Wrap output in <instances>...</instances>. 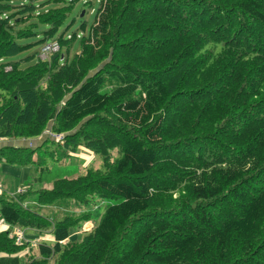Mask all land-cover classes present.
Segmentation results:
<instances>
[{
    "label": "trees",
    "instance_id": "obj_1",
    "mask_svg": "<svg viewBox=\"0 0 264 264\" xmlns=\"http://www.w3.org/2000/svg\"><path fill=\"white\" fill-rule=\"evenodd\" d=\"M38 1L0 0V137L50 122L63 140L1 147L0 163L38 181L83 146L101 166L0 194L1 221L54 237L0 231V264H264V0H99L72 54L71 23L57 32L74 0Z\"/></svg>",
    "mask_w": 264,
    "mask_h": 264
},
{
    "label": "rangeland",
    "instance_id": "obj_2",
    "mask_svg": "<svg viewBox=\"0 0 264 264\" xmlns=\"http://www.w3.org/2000/svg\"><path fill=\"white\" fill-rule=\"evenodd\" d=\"M45 0H40L36 2V13L37 11H42L45 10L46 8L55 5L54 2L50 1L45 4H40V2H44ZM69 0H61V4H66L68 3ZM99 5V0H74L73 1V7L71 8V11L68 13L66 18L64 19L63 24L61 27L58 29L57 36L64 30L66 26H68L70 23L71 25L68 27V29L65 32V38H67L68 35L72 36V33L76 32L80 36H82L81 30L79 29L80 25L84 22L86 25H90L91 22L93 21L94 18V10L98 8ZM71 49H70V54H72L74 51H76L78 47V38H75L74 41H72L71 44ZM36 50H38L36 48ZM64 50V47H62V51ZM62 56V55H61ZM110 60L108 57L104 62L99 64L97 68L94 70L100 68L103 64L107 63ZM93 70V71H94ZM91 71L90 73H92ZM47 133V132H46ZM51 134V133H50ZM49 135V133H48ZM45 136V135H44ZM0 143L3 141L5 142H10L12 139H7L4 137H0ZM26 141V140H21V142ZM35 141H40V140H35ZM47 141V140H45ZM55 141V140H54ZM28 145L30 141H26ZM58 142V141H55ZM14 144V142L12 143ZM50 145L52 143H49ZM33 145V144H32ZM29 147V146H28ZM82 149H78L75 153H69L73 154V156H62L60 161H48V166H46V169H49L47 173H42L41 171V179L38 181H32L28 180L31 182L34 186V188H41V186L48 188L51 183L55 179L59 178H74L77 177L80 174H83L88 166L91 167H100L101 166V158L97 155H95L94 152L88 150L85 147H81ZM118 150L116 147L112 148L109 151V154L112 156V159L117 155ZM76 155V156H75ZM32 179V178H31ZM20 186V185H19ZM18 186L16 192L14 194H11L12 196L15 195L19 190H22L25 192V185H21L20 187ZM35 197L34 195H31V198ZM114 199H110L107 202L106 201H100L98 206H95L90 209L91 211V222H98L100 219L102 213L105 211V206L108 203L114 202ZM97 203V202H96ZM94 203V204H96ZM74 211H79L83 209V206L75 205L73 207ZM92 227V223L88 222L84 225L83 230H89ZM1 228H5L4 230L10 229L11 235L15 237V244L21 246L22 243H27L31 246H36L39 241H44V240H50L47 239L49 238L47 235H51L49 233H34L30 232V234H24L22 228L19 227H13L10 228L8 224L2 223L0 220V230H3ZM76 234H72L71 237H69L71 240H74L76 238ZM53 237V235H52ZM51 237V238H52ZM54 240V237L51 239V241ZM27 252V248L22 249L18 254H24ZM4 254H0L2 256Z\"/></svg>",
    "mask_w": 264,
    "mask_h": 264
},
{
    "label": "crops",
    "instance_id": "obj_3",
    "mask_svg": "<svg viewBox=\"0 0 264 264\" xmlns=\"http://www.w3.org/2000/svg\"><path fill=\"white\" fill-rule=\"evenodd\" d=\"M61 58L63 59V55L61 56ZM48 131L50 132V122L48 123L47 130H45V132L42 133L40 136L36 138H31V139H12L10 142L3 141L2 143H0V148L4 146L25 147V146H28L26 141H30L29 143L33 144L32 148H36L37 146L41 145L42 142H44L47 138H49L50 140H54L53 138L48 136V134L46 133ZM21 140H26V141L21 142ZM35 140H40V141H35ZM13 142L14 144H12ZM81 147L83 146H79V149H82ZM69 155L73 156V154H69ZM35 172L36 170L33 166H16V165L3 163V162L0 163V194H8V195L14 194L17 189H20L18 188L19 185L20 186L30 185L32 189H35V190L39 189V188H34L33 184L29 183L28 181L34 177ZM33 198H30V199H33ZM1 222L3 223V221ZM1 229L4 230L5 228H1ZM47 236L49 237L47 239L51 240L53 238L52 235H47Z\"/></svg>",
    "mask_w": 264,
    "mask_h": 264
},
{
    "label": "built area",
    "instance_id": "obj_4",
    "mask_svg": "<svg viewBox=\"0 0 264 264\" xmlns=\"http://www.w3.org/2000/svg\"><path fill=\"white\" fill-rule=\"evenodd\" d=\"M38 13H39V11H37V14ZM76 37L79 38L80 35L77 34ZM67 38L68 39H71V36L68 35ZM59 50H60V44H59V42L57 41V39H53V40H50L48 42H45L41 46H39V48H38V57L40 59H43V60L44 59H49V57L51 55L57 53ZM48 133H49L48 136H50L51 138H53L55 141L62 142V140H63V134L52 133L51 131L50 132L48 131L47 134ZM0 140H1V138H0ZM29 144H31V143H29ZM31 145H28V146L30 147ZM19 192H22V190H19ZM23 233H24V231H23Z\"/></svg>",
    "mask_w": 264,
    "mask_h": 264
},
{
    "label": "clouds",
    "instance_id": "obj_5",
    "mask_svg": "<svg viewBox=\"0 0 264 264\" xmlns=\"http://www.w3.org/2000/svg\"><path fill=\"white\" fill-rule=\"evenodd\" d=\"M76 35H77V33H76ZM77 38V37H76ZM80 38V37H79ZM68 39V38H67ZM71 39H72V36H71ZM60 59L62 60V58L60 57Z\"/></svg>",
    "mask_w": 264,
    "mask_h": 264
},
{
    "label": "bare ground",
    "instance_id": "obj_6",
    "mask_svg": "<svg viewBox=\"0 0 264 264\" xmlns=\"http://www.w3.org/2000/svg\"><path fill=\"white\" fill-rule=\"evenodd\" d=\"M195 143V142H194ZM221 155V154H220ZM222 156V155H221ZM253 160V159H252ZM32 206V205H31ZM36 211V210H35Z\"/></svg>",
    "mask_w": 264,
    "mask_h": 264
},
{
    "label": "water",
    "instance_id": "obj_7",
    "mask_svg": "<svg viewBox=\"0 0 264 264\" xmlns=\"http://www.w3.org/2000/svg\"><path fill=\"white\" fill-rule=\"evenodd\" d=\"M53 57H54V56H53ZM53 57H52V58H53Z\"/></svg>",
    "mask_w": 264,
    "mask_h": 264
}]
</instances>
